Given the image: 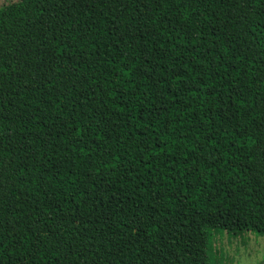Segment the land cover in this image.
<instances>
[{"label": "trees", "instance_id": "obj_1", "mask_svg": "<svg viewBox=\"0 0 264 264\" xmlns=\"http://www.w3.org/2000/svg\"><path fill=\"white\" fill-rule=\"evenodd\" d=\"M264 234V0L0 7V264H212Z\"/></svg>", "mask_w": 264, "mask_h": 264}, {"label": "rangeland", "instance_id": "obj_2", "mask_svg": "<svg viewBox=\"0 0 264 264\" xmlns=\"http://www.w3.org/2000/svg\"><path fill=\"white\" fill-rule=\"evenodd\" d=\"M12 0H0V7ZM212 264H264V234L210 232Z\"/></svg>", "mask_w": 264, "mask_h": 264}]
</instances>
